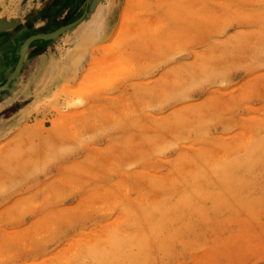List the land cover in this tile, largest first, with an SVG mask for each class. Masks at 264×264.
Here are the masks:
<instances>
[{
  "label": "rangeland",
  "instance_id": "rangeland-1",
  "mask_svg": "<svg viewBox=\"0 0 264 264\" xmlns=\"http://www.w3.org/2000/svg\"><path fill=\"white\" fill-rule=\"evenodd\" d=\"M62 4L0 0V264H264V0Z\"/></svg>",
  "mask_w": 264,
  "mask_h": 264
},
{
  "label": "crops",
  "instance_id": "crops-1",
  "mask_svg": "<svg viewBox=\"0 0 264 264\" xmlns=\"http://www.w3.org/2000/svg\"><path fill=\"white\" fill-rule=\"evenodd\" d=\"M78 30L79 29H77L75 32V35L80 33ZM62 39L63 38L60 39L57 45H61L60 43ZM71 39L73 40L74 36H72ZM51 47L52 46L48 47L46 50L42 46L37 48L31 47L30 49L27 48L24 56L23 66L19 72L20 78L23 82H21V87L23 89H26L27 91H30L31 89L35 90L33 84L34 79L37 77H39V85L36 87V90L38 91L41 88L43 89L42 86H44V82L47 80L48 75L52 73L57 74L56 71L52 72V68L53 66L58 65V56L55 52H53L54 48Z\"/></svg>",
  "mask_w": 264,
  "mask_h": 264
},
{
  "label": "bare ground",
  "instance_id": "bare-ground-1",
  "mask_svg": "<svg viewBox=\"0 0 264 264\" xmlns=\"http://www.w3.org/2000/svg\"><path fill=\"white\" fill-rule=\"evenodd\" d=\"M124 2H125V4H124V6L122 7V9H121V11H120V14H119V16H118V24H117V26H115L114 27V33L112 34V36H110V39L111 38H113V37H117L120 33H121V31H120V28L119 27H121V26H124L125 25V21L126 20H124V17H123V14H122V12H123V10H125L126 8H127V6L126 5H128V2L130 1V0H123ZM97 12V11H96ZM91 19H92V17L89 19V20H87V21H84V23H83V25H82V28H86V26H87V24L91 21ZM95 19V18H94ZM96 21V20H95ZM94 22V21H93ZM112 25V24H111ZM96 29H98V28H100V26H101V23H100V21H97L96 22ZM112 27V26H111ZM92 29H95V28H92ZM109 29H111V28H109ZM100 30V29H99ZM92 31H86V33L85 34H89V33H91ZM106 34V33H105ZM107 35V34H106ZM50 39L51 38H53V37H49ZM49 38H47V39H49ZM38 39H43V36H32V37H28V38H26L23 42H22V44L21 45H23L24 44V53H25V51L27 50V48H28V46L32 43V41H34V40H38ZM78 39V38H77ZM78 41V40H77ZM78 43L79 44H82L83 42H79L78 41ZM21 47V46H20ZM19 50H20V48H19ZM53 68H54V66H53ZM53 68H52V70H53ZM13 77V76H12ZM17 77V76H16ZM139 214H138V218H139Z\"/></svg>",
  "mask_w": 264,
  "mask_h": 264
},
{
  "label": "flooded vegetation",
  "instance_id": "flooded-vegetation-1",
  "mask_svg": "<svg viewBox=\"0 0 264 264\" xmlns=\"http://www.w3.org/2000/svg\"><path fill=\"white\" fill-rule=\"evenodd\" d=\"M74 1H75V0H69V2L66 3V0H63V4H62V6L66 7V6L70 5L71 3H74ZM32 36H34V35H32ZM46 41H48V40H35V41L30 45V47H29L28 49H30L31 47H33V48H34V47L37 48V47H39V46H42V47L46 50L48 47L52 46V45H51L52 43H47Z\"/></svg>",
  "mask_w": 264,
  "mask_h": 264
},
{
  "label": "water",
  "instance_id": "water-1",
  "mask_svg": "<svg viewBox=\"0 0 264 264\" xmlns=\"http://www.w3.org/2000/svg\"><path fill=\"white\" fill-rule=\"evenodd\" d=\"M58 34V32H56V33H53V34H51V35H49L48 37H43V39L42 40H46L47 38H49V37H55V35H57ZM50 39V38H49ZM24 44L23 45H21V47H20V50H19V60H18V65H17V68L18 67H20V65H21V63H22V60L24 59Z\"/></svg>",
  "mask_w": 264,
  "mask_h": 264
}]
</instances>
